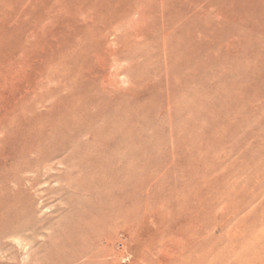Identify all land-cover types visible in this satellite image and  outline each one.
Instances as JSON below:
<instances>
[{
	"label": "rangeland",
	"instance_id": "1",
	"mask_svg": "<svg viewBox=\"0 0 264 264\" xmlns=\"http://www.w3.org/2000/svg\"><path fill=\"white\" fill-rule=\"evenodd\" d=\"M69 122L72 187L29 188L24 134ZM23 263L264 264V0H0V264Z\"/></svg>",
	"mask_w": 264,
	"mask_h": 264
},
{
	"label": "bare ground",
	"instance_id": "2",
	"mask_svg": "<svg viewBox=\"0 0 264 264\" xmlns=\"http://www.w3.org/2000/svg\"><path fill=\"white\" fill-rule=\"evenodd\" d=\"M48 126H49V129L47 130ZM80 127L81 126H79V124L72 123V122H69V124L64 123L63 125L59 124V123L58 124L53 123V124L45 125V131L40 132V133H38L35 130L34 126L30 130L26 131V133L24 134L25 137L23 138V141L21 143V150L25 155L24 156L25 157L24 158L25 164H26V166H28V167H25L24 171L29 173L28 177H27L28 185H30L29 188H33L36 190V187H37V190H38L41 187V186H39V185H41L40 183H43L44 181L45 182L54 181V183H57V185H58L57 188H59L60 190H63V188H65V187L69 188L71 186V183L64 184V185H66L65 187L62 186L61 184H59V181L61 179H66L64 176H66L67 174L64 172H63V174L58 172L59 171L58 166L59 165H68V164H70V162L73 163V160L75 159V157L77 155L76 151L79 150V149L77 150V148H79V147L76 148V147L72 146L71 143H73V139H74V142L77 141L75 138L78 137L77 135H80L79 134V132L81 131ZM91 139H94L93 135L88 136L86 141L82 142L83 146H80V148H88ZM82 162H85V159H84V161L82 160ZM34 163L39 164V166L33 168L32 165ZM84 168H86V167L83 166V169ZM22 171H23V169H22ZM102 174H104V173H102ZM71 176H73V173L69 172L67 175V178H69ZM131 177H132V175H131ZM137 178H138V176H137ZM129 179H130V177H129ZM133 179H136L135 176ZM105 182H107V181H105ZM132 182H133V180H132ZM77 186H78V184H77ZM72 190H73V188H72ZM40 192H42V191H40ZM40 194H42V193H40ZM94 197L95 196L93 194V198ZM81 226H82V224H81ZM26 255H27V253H26ZM26 257H24L25 259L24 258L23 259L24 260L29 259Z\"/></svg>",
	"mask_w": 264,
	"mask_h": 264
}]
</instances>
